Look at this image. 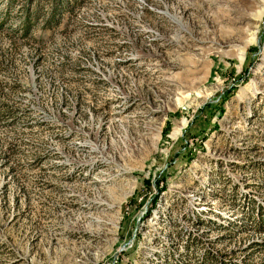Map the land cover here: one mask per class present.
Returning a JSON list of instances; mask_svg holds the SVG:
<instances>
[{"label":"rangeland","instance_id":"obj_1","mask_svg":"<svg viewBox=\"0 0 264 264\" xmlns=\"http://www.w3.org/2000/svg\"><path fill=\"white\" fill-rule=\"evenodd\" d=\"M53 3L0 0V264H264V0Z\"/></svg>","mask_w":264,"mask_h":264},{"label":"trees","instance_id":"obj_2","mask_svg":"<svg viewBox=\"0 0 264 264\" xmlns=\"http://www.w3.org/2000/svg\"><path fill=\"white\" fill-rule=\"evenodd\" d=\"M60 1L61 0H54V5H53V8H52V16H51V20H49V23L50 22H52V23H54V24H56L57 22H58V20H55V17H56V14H57V12H58V9H59V7L61 6V4L62 3H60ZM36 13H38V11L36 12ZM29 18V17H28ZM54 21V22H53ZM48 23V22H47ZM28 24H29V19H27V21H26V26H25V33L26 32H28L29 31V29H30V26H28ZM48 25V24H47ZM8 113L7 111H3V113ZM252 212H254L253 210H252ZM258 212V211H257ZM252 217H253V215H252ZM252 219H254V218H252ZM254 226L255 227H257V228H259L260 227V221L258 222V223H256L255 221H254ZM220 227V226H219ZM203 257L201 258V262H200V264H208V263H215V262H217V259L219 258L217 255H213V254H211V253H209V252H205V253H203V255H202ZM219 264H222L221 263V261H219Z\"/></svg>","mask_w":264,"mask_h":264},{"label":"bare ground","instance_id":"obj_3","mask_svg":"<svg viewBox=\"0 0 264 264\" xmlns=\"http://www.w3.org/2000/svg\"><path fill=\"white\" fill-rule=\"evenodd\" d=\"M245 52L242 53L241 60L244 58Z\"/></svg>","mask_w":264,"mask_h":264}]
</instances>
